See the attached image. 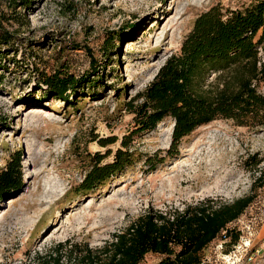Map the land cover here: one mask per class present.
<instances>
[{
  "label": "rangeland",
  "instance_id": "rangeland-1",
  "mask_svg": "<svg viewBox=\"0 0 264 264\" xmlns=\"http://www.w3.org/2000/svg\"><path fill=\"white\" fill-rule=\"evenodd\" d=\"M250 3L36 0L30 11L17 12L29 27L18 30L0 61V172L19 152L23 177L20 189L0 201V264H35L68 240L101 247L150 210L181 211L203 200L250 195L253 204L230 226L240 232L239 242L214 241L202 264H264V187L254 190L264 168V126L218 120L168 157L173 122L133 134L128 106L139 103L167 58L180 51L200 14ZM59 70L81 82L76 93H67L69 101L43 84ZM122 141L134 165L93 193H77L92 159L99 154L103 163L112 162ZM150 157L155 167L146 163ZM159 260L149 254L141 264Z\"/></svg>",
  "mask_w": 264,
  "mask_h": 264
},
{
  "label": "trees",
  "instance_id": "trees-1",
  "mask_svg": "<svg viewBox=\"0 0 264 264\" xmlns=\"http://www.w3.org/2000/svg\"><path fill=\"white\" fill-rule=\"evenodd\" d=\"M35 2L0 0V61L9 55L18 30L29 27L27 21L20 23L17 12L30 11ZM15 24L18 27L13 29ZM262 52L264 0H251L248 6L237 9L213 6L200 14L180 51L167 58L138 95L139 103L128 104L134 116L133 134L154 131L170 119L173 129L167 156L176 157L185 138L215 121L263 127ZM44 78L49 93L65 101H69L67 93H76L81 83L60 70ZM121 145L110 163H103L105 157L99 154L92 159L90 169L76 187L77 193H93L134 165L135 155L129 151L128 143L122 141ZM146 163L155 167L153 157ZM22 177L21 157L17 152L0 172V201L20 189ZM258 187H264V168L255 179L254 190ZM253 201L254 196L250 195L232 202L203 200L181 211L150 210L101 247L68 240L45 256H38L35 264H141L149 254L160 257L157 264H202L203 252L214 241L221 238L234 245L239 242L240 232L230 226L245 214Z\"/></svg>",
  "mask_w": 264,
  "mask_h": 264
}]
</instances>
